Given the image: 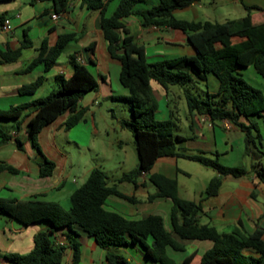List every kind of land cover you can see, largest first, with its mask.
<instances>
[{
    "label": "trees",
    "instance_id": "obj_1",
    "mask_svg": "<svg viewBox=\"0 0 264 264\" xmlns=\"http://www.w3.org/2000/svg\"><path fill=\"white\" fill-rule=\"evenodd\" d=\"M9 0H0V2ZM51 4L56 14L66 11L68 0H40ZM87 10L100 14V31L107 43V52L120 64L118 81L128 92L126 97H112L126 101L130 108L129 120H119L122 128L128 129L136 154V169L123 174L119 181L134 182L140 175L149 172L155 161L163 157H181L215 170L220 176L241 177L248 172L240 167L221 166L217 156L211 158L205 153H179L176 143L181 139L173 134L170 120L155 119L156 101L150 88L154 81L163 88L170 85H184L191 81L206 83L207 75L217 81L214 94H207L204 99L185 94L189 112L204 108L202 114L210 121L227 120L245 133L244 153L248 145H254L260 136L254 122L245 125L243 121L252 117H261L264 113V94L250 86L241 72L252 67L256 74L264 79V24H253L248 15L239 20L223 23L193 22L179 20L174 12L184 10L203 0H158L149 8H135L143 0H120L110 16L105 15L106 2L103 0H80ZM130 16L140 20L142 27L170 28L186 35L188 45L194 50L192 57L180 56L148 64L144 47L138 44L123 21ZM5 20L0 15V25ZM74 33L60 35L55 44L47 48L43 44L37 56L21 71L28 73L42 64L44 72L54 66L58 56L66 45L75 40ZM31 46L26 39L15 51H0V62L15 61L20 51ZM73 71L70 77L56 76L57 87L46 96L28 104L11 106L0 110V143L8 141L10 130L2 123L11 122L14 129H20V118L27 108L34 106V111L26 123V139L34 148H38V135L41 130L65 112H73L79 100L89 91L95 90L96 79L91 72L70 57ZM39 76L31 84L18 89L20 95H32L43 81ZM83 111L71 116L66 127L77 124ZM243 120V121H242ZM250 130L256 132L250 136ZM18 149L22 142L15 139ZM54 163L45 161L40 165V178L50 176ZM15 173L9 166L0 165V171ZM253 170L264 184V165L255 164ZM150 181L156 187L155 198L171 201L168 216L169 229L162 217L149 215L141 220H129L119 214L106 211L104 203L110 196L131 200L119 193L115 187L108 185L107 175L99 168L91 170L83 184L76 188L69 197L70 208L64 211L54 202L38 198L27 200L5 199L0 197V215L16 221L23 227L45 223L46 230L34 234L32 249L26 254L5 253L2 257L7 264H62L65 246H56L51 236L60 229L73 232L80 229L92 237L96 245L107 250V264H129L120 254L112 249L137 246L149 260L157 264H190L194 253L186 255L176 263L166 253L185 252L184 246L175 241H208L211 247L204 252L199 264H264V230L256 228L252 233L242 231L238 223L230 232H219L213 226L200 225L197 216L202 212L199 203L183 200L178 196L177 184L173 179L162 175H151ZM220 177H214L205 189V197L215 196L220 188ZM72 264H78L79 244L70 239Z\"/></svg>",
    "mask_w": 264,
    "mask_h": 264
},
{
    "label": "crops",
    "instance_id": "obj_2",
    "mask_svg": "<svg viewBox=\"0 0 264 264\" xmlns=\"http://www.w3.org/2000/svg\"><path fill=\"white\" fill-rule=\"evenodd\" d=\"M103 1L106 2L105 15L110 16L117 6L114 5L116 0ZM157 2L158 0H143L135 8H149ZM211 12L219 13L222 20L217 22ZM53 13L51 4L40 0L0 2V15L9 19L11 26L10 32H3L0 25V51H15L20 48V44L25 39L31 43L29 48L20 51V55L15 61L0 62V110L31 103L55 90L57 87L56 76L68 78L72 74L71 56L75 58L76 63L84 65L94 78L95 73L96 88L87 92L79 100L73 112H65L41 130L37 138L38 148H34L25 135L26 123L34 111V106L24 110L18 131L13 128V123H2L10 130L11 137L8 141L0 143V165L13 168L15 173H10L5 169L0 171V190H6L11 194L12 198L10 199L38 198L54 202L59 206L63 201L64 207L69 209L71 193L85 182L91 170L94 168L104 170L90 162L83 166L75 164L70 153L60 146L62 141L73 143L81 151L82 149L95 151L101 146V142L95 139L91 140L88 132L91 130L93 136L99 135L95 107L100 105V99H105L114 103L112 105L123 109L121 111L124 113L120 120H129L130 108L128 102L112 98L126 97L128 92L118 81L119 62L112 59L107 52V43L100 31L99 12L87 10L81 5L80 0H68L66 11L61 13L57 19L51 18ZM246 15L250 17L253 24H264V0H203L184 10L174 12V17L179 20L211 23L239 20ZM123 24L135 41L144 47L146 61L148 50H152L150 64L163 59L195 55L194 50L187 43L186 35L179 30L145 28L141 26L140 20L135 16L125 19ZM68 33H74L76 38L66 45L49 71L44 72L42 64H39L32 71L21 73L37 56L38 50L43 44L50 48L60 35ZM250 67L241 72L242 76ZM39 76L44 79L34 94L20 95L18 93L20 87L31 84ZM113 80L116 83L114 89ZM154 85L157 86V90H154ZM150 88L153 96L156 95L163 102L165 117H171L180 108H183L185 94L192 95L189 92L190 88L198 92L199 98L204 99L207 94L216 92L217 81L209 74L206 77V83L194 80L184 85L177 84L163 88L156 82L150 81ZM168 106H171L173 110ZM79 111H83L81 120L71 128H67V120ZM203 111L204 108H201L200 112H189L187 108L188 117L186 115L185 121L188 122L187 127L190 133L188 136L178 134L177 128L174 129L173 124V134L181 138L176 143L179 153L188 155L205 153L209 157H218V144H221V149L223 148L225 151L229 147L225 137L227 138L232 131L242 133V142L245 144V133L227 120L210 121L208 115L202 114ZM158 112V105H156L155 119L157 121L168 120L166 118L158 120L156 117ZM110 113L111 118L116 119L114 110H110ZM263 118L264 113L261 117H252L242 121L245 125L254 122L257 126L258 121ZM81 126H84L82 131L87 132L86 141L78 142L79 144L76 141H69L72 138L71 131ZM258 134L260 143L257 139L254 145L249 144L248 152L245 154L250 155V145L256 150L264 149L259 129ZM255 135L256 132L252 135L250 130V136L255 137ZM15 139L22 142L21 149L16 147ZM219 141L223 143H219ZM120 145L121 142H118L119 147ZM259 155H254V157L257 159L263 157L264 159V151ZM46 160L54 163V171L50 176L40 178L39 168ZM186 161L194 162L181 157L159 158L149 172L140 175L134 182L119 181L125 172L110 174L104 171L108 178V185L115 187L124 197L131 199L129 201L110 196L104 203V209L129 220H141L149 215H158L162 217L166 228L169 229L168 216L171 201L155 198L157 190L150 181L151 175H162L176 181L178 196L181 199L200 204L202 212L196 217L198 224L213 226L219 232H230L238 227V223L241 226L240 229L246 233H252L256 228L264 230V184L253 170L255 164L264 165L261 159L252 165L251 170L247 171L245 176L241 177L220 176L211 168L204 167L197 162H194L198 164L196 166L183 163ZM218 176L221 179V185L217 194L205 197L204 193L208 182ZM70 178L71 181H69ZM47 228L48 225L45 223L23 227L16 221L0 215V264H7L2 257L5 253H28L33 246L34 234ZM172 237L185 249V252L166 250L168 256L176 263H180L186 255L194 253L190 264H199L204 252L211 247V243L208 241L180 240L174 234ZM51 239L54 243H63L65 246L62 264L73 263L72 250L69 247L70 239L79 244L78 264H107L105 260L107 250L99 248L92 237H88L78 228H74L73 232L60 229L53 233ZM112 250L116 253L122 251L123 254L120 255L126 257L129 264H157L146 258L142 249L137 246Z\"/></svg>",
    "mask_w": 264,
    "mask_h": 264
},
{
    "label": "rangeland",
    "instance_id": "obj_3",
    "mask_svg": "<svg viewBox=\"0 0 264 264\" xmlns=\"http://www.w3.org/2000/svg\"><path fill=\"white\" fill-rule=\"evenodd\" d=\"M119 0H116L114 2V5H117ZM214 16L215 20L217 22L221 21V15L215 12H211ZM152 50H148V58L147 63L150 64L152 62V58L150 57V53ZM179 52V51H176ZM95 78L96 75L94 73ZM242 78L253 88H256L264 94V80L260 78L252 67L249 68V70L246 71V73L242 76ZM155 84V83H154ZM113 89L116 86V83L112 82ZM157 86L154 85V90ZM159 87V86H158ZM175 88V87H174ZM189 92L197 96L198 92H196L194 89L190 88ZM154 99L156 101V105H158L159 112L156 113V117L158 120H163V118H166L168 120H171V122L174 124V129L177 128V133L183 136H188L189 128L187 127V123L185 121L186 115H187V107L184 100V106L183 108H180L178 112L174 113L171 117H165V113L163 110V102L160 101V99L157 98L156 95H154ZM114 103H111L105 99H100V105L98 107H95L96 109V117H97V128L99 135L93 136L91 134V130L89 133V138L95 139L96 141L101 142V146L97 148L95 151H87V149L79 150L76 145L73 143H66L62 141L61 147L67 152L70 153L71 158L73 159L74 163L83 166L86 163H94L97 166L101 167L105 172L110 174H120L121 172H130L134 170L137 166V160H136V154L134 150V146L132 144V137L131 133L127 129L121 128L119 124V120L122 118L123 113L121 110H123L121 107H118L116 105H112ZM168 108L173 110L171 106H168ZM110 110H114L116 119L111 118ZM188 117V115H187ZM188 119V118H187ZM258 129L260 131L261 137H262V144L264 145V118L258 121ZM82 129H84V126H81L80 128H75L71 131L72 138L69 141H76L78 142H85L87 132H83ZM252 135L255 134L253 130H251ZM222 134V132H220ZM223 135V134H222ZM225 141L229 144V147L224 151L223 148L221 149L222 145L218 144L217 151L219 153L217 160L218 163L221 166L230 167V168H243L246 171H250L252 165L259 161L261 159L262 163L264 164L263 157H259L260 159H257L254 157V155H259L260 152H263L264 149H258V150L252 148L250 145V155L244 153L245 144L242 142V133L240 132H230V134L225 137ZM118 142H121L120 147L118 146ZM219 143H223L222 141H219ZM79 144V143H78ZM223 150V151H222ZM80 152V154H79ZM86 153V157H85ZM211 157V156H210ZM211 158H215V156H212ZM188 165H198L194 162H183ZM181 165V164H180ZM199 167V166H197ZM71 181V178L69 179ZM0 197L5 199L12 198V195L9 194L6 190H0ZM60 207L67 211L64 207V202L62 201ZM117 254H123L122 251L118 252ZM126 259V257H124ZM127 260V259H126ZM129 262V261H128ZM133 264V263H131Z\"/></svg>",
    "mask_w": 264,
    "mask_h": 264
},
{
    "label": "built area",
    "instance_id": "obj_4",
    "mask_svg": "<svg viewBox=\"0 0 264 264\" xmlns=\"http://www.w3.org/2000/svg\"><path fill=\"white\" fill-rule=\"evenodd\" d=\"M60 14H61V13H59V14L53 13V14L51 15V18H52V19H57V18L59 17ZM1 30H2L3 32H10V31H11V26H10V21H9V19H5V20L3 21V23L1 24ZM226 126H227V125H226ZM142 175H143V174H142ZM55 245H56V246H64L63 243H58V242H55Z\"/></svg>",
    "mask_w": 264,
    "mask_h": 264
}]
</instances>
